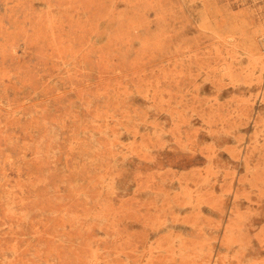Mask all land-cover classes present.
I'll return each mask as SVG.
<instances>
[{
	"label": "rangeland",
	"instance_id": "374dc122",
	"mask_svg": "<svg viewBox=\"0 0 264 264\" xmlns=\"http://www.w3.org/2000/svg\"><path fill=\"white\" fill-rule=\"evenodd\" d=\"M0 264H264V0H0Z\"/></svg>",
	"mask_w": 264,
	"mask_h": 264
}]
</instances>
